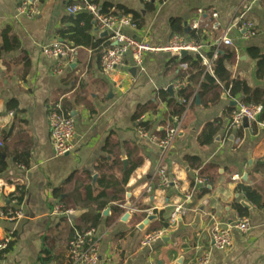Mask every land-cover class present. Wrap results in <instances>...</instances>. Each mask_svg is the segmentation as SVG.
Masks as SVG:
<instances>
[{
    "label": "crops",
    "instance_id": "obj_1",
    "mask_svg": "<svg viewBox=\"0 0 264 264\" xmlns=\"http://www.w3.org/2000/svg\"><path fill=\"white\" fill-rule=\"evenodd\" d=\"M21 2L0 0V34L8 31L10 39L15 37L19 42L16 48L11 40L5 44L0 38V135L4 140L0 160L7 163L0 173V242L14 233L8 251L0 253V264H69L68 244L74 231L88 229V219L99 213L95 202L87 200L86 189H98L101 173L97 166L103 159L117 161L113 174L118 180L130 162L139 167L121 195L123 202L112 203L101 212L96 228L101 240L99 264H196L205 254L210 257L209 264H264V127L245 123L247 127L244 124L230 130L236 105L224 90L213 91L189 108L177 125L175 141L163 153L139 137L134 116L140 106L156 101L159 90L167 91L179 80L173 60H180L166 52L147 54L145 71L141 72L127 56L120 70L107 75L100 59L110 46L108 34L98 28L88 12L68 14V8L78 0H40L39 15L33 19L18 14ZM93 2L100 7L121 6L143 16L142 29L125 27L123 32L161 48L179 36L172 31L174 19L182 22L184 36L180 37L195 40L190 38L191 31L203 29L206 39L201 41H212L224 35L248 8L247 17L257 34L246 39L237 29L229 32L234 57L227 69L232 78L244 79L253 89H264V79L258 77V61L250 56L251 49L264 56V0L255 4L248 0H160L152 2L154 11L150 12L143 0ZM55 43L75 50L74 62L46 58L42 48ZM57 67L60 74L53 72ZM214 99L204 106L205 101ZM12 100L18 103L16 113L7 110ZM59 102L63 109H69L67 113L76 124L73 150L63 157L55 154L48 123L51 107ZM159 107V114L143 115L155 123L150 134L162 139L161 128L170 124L162 125L161 116L167 107ZM215 120L222 122L219 133L210 145L200 146L199 135ZM25 150L31 152L28 166L14 160L17 152ZM187 157L200 159L201 167L192 168ZM160 167L176 181L174 186H160ZM197 171L207 183L194 193L189 215L169 229L161 242L150 249L143 247L144 236L161 229L162 221L168 222L172 210L193 190ZM71 176L63 195L70 213L67 218L53 216L52 210L59 204L53 189ZM204 189L206 193L199 197ZM242 189L254 191L263 206L258 207ZM16 191L25 193L22 207L26 218L9 223L1 214L13 207L11 198ZM108 195L114 193L109 191ZM236 205L248 215L242 216ZM150 216L156 218L140 229ZM240 217L251 222L246 234L234 228ZM216 222L231 231L233 245L226 251L212 245Z\"/></svg>",
    "mask_w": 264,
    "mask_h": 264
},
{
    "label": "built area",
    "instance_id": "obj_2",
    "mask_svg": "<svg viewBox=\"0 0 264 264\" xmlns=\"http://www.w3.org/2000/svg\"><path fill=\"white\" fill-rule=\"evenodd\" d=\"M40 0H22L18 14L28 19H33L39 15L37 3ZM78 4L71 5L68 8L69 15H76L79 12L86 11L90 13L98 28L108 34L110 48L106 50L100 59V65L103 73L110 75L114 74L124 66V62L127 56H131L133 60L134 68L145 71L144 60L147 54L166 52L174 55L178 60L182 59L181 53L187 52L189 55L193 54L198 56L202 60L205 73L213 75L214 63L218 59L219 53L222 49L231 47L233 45L229 32L232 29H237L239 33L246 39L255 37L257 32L253 23L248 19L246 8L245 13L238 15L230 25L229 29L224 35L213 39L212 41H198L188 40L180 36H174L170 44L164 48L153 47L145 44L136 38L126 35L123 32L125 27L136 28L130 17L125 16H111L104 15L99 5L93 2V0H78ZM144 2H155L160 0H143ZM251 4H255L262 0H248ZM212 17L217 19V14H212ZM217 27H215L216 29ZM43 55L48 59L64 60L67 63L74 62L76 58L75 50L69 49L62 43H55L50 46L42 48ZM180 68L183 71L188 69L187 64H180ZM54 73H61L60 68H55ZM187 87V79H179L172 85L174 93ZM225 96L236 103L235 109L232 112L229 122V129L235 130L241 128L245 123L257 124L259 116L263 112V107L255 104H245L238 98H232L229 91H225ZM180 102H183L179 99ZM191 104V101L190 103ZM180 120H176L179 124ZM161 121V120H159ZM139 123L148 122L146 115H143L138 120ZM48 123L50 128V136L52 145L56 156L63 157L73 150V140L76 134L75 119L69 114L67 115L63 109L62 103L54 104L48 115ZM264 127V122L259 123ZM164 131L165 137L163 139L158 138L150 134V132L138 127L137 131L139 137L142 139H148L154 146H156L163 153L169 150L173 142L177 137V128L169 125L168 127L161 128ZM4 146L3 139L0 135V148ZM195 180L193 184V190L186 194L183 199V203L176 206L169 218L168 227L161 228L159 230L146 234L142 241V246L145 248H152L157 243L161 242L167 235L169 229L174 227L181 219L187 217L190 213L189 205L194 200V193L201 187L206 185V180L200 176L199 171L195 174ZM159 176L161 178L160 186L162 188H170L176 184V181L170 178L165 170L159 168ZM25 199V193L22 191H16L11 198V206L5 212L1 214L9 223H17L26 218L23 211V201ZM22 201V203H20ZM53 216H65L68 217L69 212L63 210L62 205L58 204L54 206L52 210ZM241 234H246L251 228V222L247 217H240L234 227ZM13 232H10L0 242V252L6 251L12 240ZM212 245L216 250L226 251L233 245V237L231 231L228 228L223 227L222 224L216 222L213 226L211 233ZM100 236L97 233V229L88 228L84 230H75L72 238L68 244V262L69 264H99L100 263ZM210 257L205 254L201 256L196 264H209Z\"/></svg>",
    "mask_w": 264,
    "mask_h": 264
},
{
    "label": "trees",
    "instance_id": "obj_3",
    "mask_svg": "<svg viewBox=\"0 0 264 264\" xmlns=\"http://www.w3.org/2000/svg\"><path fill=\"white\" fill-rule=\"evenodd\" d=\"M144 2V1H143ZM147 12L154 11V5L152 2H144ZM102 13L104 15L111 16H130L134 26L137 29H142L144 26V18L140 14L129 11L128 9L118 6L114 7L110 4H104L101 6ZM90 14V13H89ZM92 20H94L93 16ZM171 27L174 34L179 36H184V29L182 27L181 20L174 19L171 21ZM203 29H198L191 31L190 38L201 41L206 39V33ZM8 31L3 34H0V38L4 39L5 44L11 40L13 44H15L16 48L19 47V42L15 37L8 36ZM108 44V48H109ZM250 56L258 61L259 71L258 77L260 79H264V56L261 55L257 50L251 49ZM234 53L230 49V47L224 48L220 51L218 59L214 63L213 75L205 73L204 67L202 65V60L193 54L188 55L182 59H180L179 63L174 59L173 62L177 65L178 78L179 79H187V87L176 92L175 95L171 96L168 91L159 90L157 92L156 101L150 102L146 105L140 106L135 113L134 123L136 128L140 127L147 132H151L155 123L151 121L139 123L138 120L144 113L150 112L153 115H157L161 112L159 107L160 104H165L167 107V112L164 113L161 117L162 125L170 124L174 126L176 120H180L185 113L196 103L197 96L201 99L213 91H220L221 89L224 91H229L232 98L240 97L241 101L245 104H255L263 107V112L258 118V122H264V89L256 88L253 89L249 87L248 83L241 78H232L231 73L227 69L228 63L233 59ZM172 62V63H173ZM179 64H187L188 69L183 71L179 68ZM219 96V95H218ZM181 99L183 102H180ZM212 99V98H211ZM204 102V106L211 104L215 101ZM191 101V104H189ZM18 109V103L15 100H12L7 105V110L16 113ZM233 108H231L232 110ZM65 113L68 115L69 109L64 106ZM70 115V113H69ZM221 120H215L213 122L208 123L201 134L198 137V144L202 147L210 145L217 134L221 129ZM164 128V127H163ZM162 135V139L165 137V133L163 130L159 132ZM3 139V138H2ZM4 142V140H3ZM31 159V152L29 150H25L24 152H17L15 154L14 160L16 163L28 166ZM187 161L191 164V167L194 169H199L202 165V161L196 157H187ZM116 160L103 159L99 162L97 166V171L101 173L98 189L94 192L91 187L86 189V198L89 202H95V206L99 211L98 215L94 217H90L88 219L89 227L96 229L98 223L101 219V212L110 206L112 203L123 202V194L125 193V187L128 184V181L133 174V172L139 167L138 163H131L130 167L122 173L120 180L116 179L113 174L114 167L117 165ZM121 166V164H120ZM7 168V163L3 160H0V173L4 172ZM73 177L71 176L69 179L63 183L58 188L53 189V196L55 199L59 201V204L62 205L63 210L70 213V206L68 204L67 198H64L65 190L67 185L72 181ZM112 191L114 193L113 196H109L108 192ZM242 192H245L247 197L254 202L258 207H262L263 203L261 198L257 196V194L251 189H242ZM206 190H202L199 197L204 195ZM122 195V196H121ZM102 200L103 202H98ZM22 203V201H20ZM237 206L238 211L242 216H247L248 211L243 210L242 207ZM116 212L123 213V210L111 206ZM8 209V208H7ZM5 209V210H7ZM67 218V217H66ZM168 222L162 221V228H167ZM9 249V248H8ZM8 249L4 252L8 251ZM44 262L48 263L49 258H46Z\"/></svg>",
    "mask_w": 264,
    "mask_h": 264
},
{
    "label": "water",
    "instance_id": "obj_4",
    "mask_svg": "<svg viewBox=\"0 0 264 264\" xmlns=\"http://www.w3.org/2000/svg\"><path fill=\"white\" fill-rule=\"evenodd\" d=\"M187 32H189V30H188ZM106 34H107V33H106ZM186 56H188V53H187V52H182V53H181V57H182V58H184V57H186ZM167 91L169 92V94H170L171 96L174 95V91H173V88H172V87H169ZM199 102H200V100H199V97L197 96V99H196V103H197V105H199ZM232 105L235 106L236 103L233 102ZM177 125H178V124L175 123V128H177ZM245 125H246V127L248 126L247 124H245ZM97 179H98V176H97V175L94 176V180H93V186H94V187L96 186V181H97ZM107 214H108V213L106 212L105 215H107ZM128 216H129V214H126L125 217H128ZM155 218H156L155 216H150V217H148V218H147V219L141 224L140 229H144V228H145L146 226H148L149 223L152 222Z\"/></svg>",
    "mask_w": 264,
    "mask_h": 264
}]
</instances>
